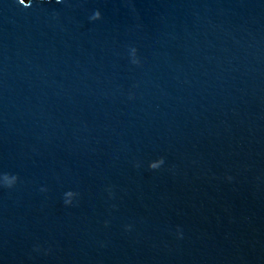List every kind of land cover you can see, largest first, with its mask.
Listing matches in <instances>:
<instances>
[{
	"label": "water",
	"instance_id": "95a60500",
	"mask_svg": "<svg viewBox=\"0 0 264 264\" xmlns=\"http://www.w3.org/2000/svg\"><path fill=\"white\" fill-rule=\"evenodd\" d=\"M0 264H264V0H0Z\"/></svg>",
	"mask_w": 264,
	"mask_h": 264
},
{
	"label": "clouds",
	"instance_id": "9594fccd",
	"mask_svg": "<svg viewBox=\"0 0 264 264\" xmlns=\"http://www.w3.org/2000/svg\"><path fill=\"white\" fill-rule=\"evenodd\" d=\"M9 186H11L12 184H14V183H7Z\"/></svg>",
	"mask_w": 264,
	"mask_h": 264
},
{
	"label": "snow or ice",
	"instance_id": "6c2138e0",
	"mask_svg": "<svg viewBox=\"0 0 264 264\" xmlns=\"http://www.w3.org/2000/svg\"><path fill=\"white\" fill-rule=\"evenodd\" d=\"M21 3H24V0H20Z\"/></svg>",
	"mask_w": 264,
	"mask_h": 264
}]
</instances>
